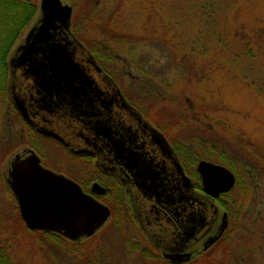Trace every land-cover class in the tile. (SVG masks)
<instances>
[{"label":"rangeland","instance_id":"1","mask_svg":"<svg viewBox=\"0 0 264 264\" xmlns=\"http://www.w3.org/2000/svg\"><path fill=\"white\" fill-rule=\"evenodd\" d=\"M63 1L70 28L130 94H143L157 123L195 143V157L238 169L225 197L230 225L209 250L197 248L193 264H264V0ZM11 77L9 65L7 90ZM8 98L0 95V243L16 263L149 264L126 249L123 225L72 244L26 226L6 178L27 129Z\"/></svg>","mask_w":264,"mask_h":264},{"label":"flooded vegetation","instance_id":"2","mask_svg":"<svg viewBox=\"0 0 264 264\" xmlns=\"http://www.w3.org/2000/svg\"><path fill=\"white\" fill-rule=\"evenodd\" d=\"M59 31L55 39L72 42L69 48L81 74L70 89L60 90L21 69L17 88H10V81L8 99L27 129L23 147L13 156L36 154L43 167L108 206L110 215L99 229L123 225L126 249L149 264H193L202 254L197 248L209 250L230 225L234 211L225 197L239 182L238 169L226 158L215 162L195 157V143L179 142L168 125L157 123L143 94H130L96 50L76 34L66 37ZM11 93L18 95L26 116ZM201 161L228 168L234 186L216 194L206 191ZM99 229L77 241L57 231L31 230L72 244Z\"/></svg>","mask_w":264,"mask_h":264},{"label":"water","instance_id":"3","mask_svg":"<svg viewBox=\"0 0 264 264\" xmlns=\"http://www.w3.org/2000/svg\"><path fill=\"white\" fill-rule=\"evenodd\" d=\"M40 6L39 19L10 58L11 73L15 70L10 88H17L21 69L39 83L58 90L70 89L81 74L80 67L69 48L72 42L55 37L58 30L66 37L71 35L73 8L62 0H41ZM11 95L26 116L18 95ZM199 170L209 193L226 192L234 186V174L224 166L201 161ZM215 177H220V181ZM7 182L17 197L22 218L34 230L57 231L77 241L94 234L110 215L108 206L85 195L64 175L43 167L40 158L33 153L24 159L15 157L10 162Z\"/></svg>","mask_w":264,"mask_h":264},{"label":"trees","instance_id":"4","mask_svg":"<svg viewBox=\"0 0 264 264\" xmlns=\"http://www.w3.org/2000/svg\"><path fill=\"white\" fill-rule=\"evenodd\" d=\"M38 4L39 0H0V95L7 93L10 54L23 31L36 17ZM0 264H17L1 243Z\"/></svg>","mask_w":264,"mask_h":264},{"label":"bare ground","instance_id":"5","mask_svg":"<svg viewBox=\"0 0 264 264\" xmlns=\"http://www.w3.org/2000/svg\"><path fill=\"white\" fill-rule=\"evenodd\" d=\"M66 3H68V2H66ZM68 4H70V3H68ZM70 5H71V4H70ZM71 6H72V5H71ZM72 33L75 35L74 30L71 31V34H72ZM19 45H20V44H19ZM19 45H18V46H19Z\"/></svg>","mask_w":264,"mask_h":264}]
</instances>
